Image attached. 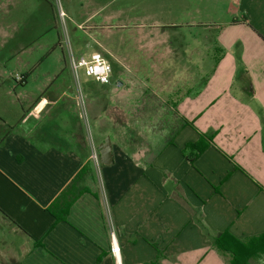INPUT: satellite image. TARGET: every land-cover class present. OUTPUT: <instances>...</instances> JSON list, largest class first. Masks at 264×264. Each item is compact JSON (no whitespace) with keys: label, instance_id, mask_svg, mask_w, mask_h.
I'll return each instance as SVG.
<instances>
[{"label":"crops","instance_id":"1","mask_svg":"<svg viewBox=\"0 0 264 264\" xmlns=\"http://www.w3.org/2000/svg\"><path fill=\"white\" fill-rule=\"evenodd\" d=\"M182 15L153 27L87 18L67 42L59 28L40 50L56 68L32 90L13 83L34 59L20 74L0 62V264H115L108 211L121 264H231L220 233L264 234V0H199ZM69 52L104 57L111 84H56L70 83Z\"/></svg>","mask_w":264,"mask_h":264},{"label":"rangeland","instance_id":"2","mask_svg":"<svg viewBox=\"0 0 264 264\" xmlns=\"http://www.w3.org/2000/svg\"><path fill=\"white\" fill-rule=\"evenodd\" d=\"M198 9L199 0H0V62L4 61L0 64L8 73L20 74L24 72L26 62L34 59L26 84L13 83L19 91L22 88L32 90L40 87L43 79L56 68V55L53 56L50 49H47L49 53L43 54L40 50L46 43L54 41L55 44L59 28L69 30L68 27H77L87 18L84 26L153 27L154 22L169 23L170 17L182 23L187 19L182 15L184 11ZM94 34L95 38L101 37L99 33ZM56 53L61 55L60 50ZM46 54L49 55L42 59ZM116 74L113 73L112 80ZM60 78L56 84L65 80V86L72 89L80 88L86 92L98 87L82 69L79 78L73 73L70 75V83L66 74Z\"/></svg>","mask_w":264,"mask_h":264},{"label":"built area","instance_id":"3","mask_svg":"<svg viewBox=\"0 0 264 264\" xmlns=\"http://www.w3.org/2000/svg\"><path fill=\"white\" fill-rule=\"evenodd\" d=\"M60 15L63 16V13L60 12ZM64 32V40L67 42V32L66 29H63ZM68 46V44H67ZM95 55V56H94ZM93 57L90 59H86L85 57H74L71 52H69V65L71 67V71L73 75L79 78V70L82 69L85 76L90 77L94 80L95 83L100 85H110L111 84V74H112V67L110 63L102 57L100 54H94ZM13 79L17 83L23 82V77L19 74H15ZM77 106L80 111V115L83 119L86 118V102L84 97L79 93L77 96ZM92 160L98 166V155L97 151L92 144ZM108 229L110 235V252L114 258L115 264H121L120 260V251L116 236V227L113 223L112 217L108 211Z\"/></svg>","mask_w":264,"mask_h":264},{"label":"trees","instance_id":"4","mask_svg":"<svg viewBox=\"0 0 264 264\" xmlns=\"http://www.w3.org/2000/svg\"><path fill=\"white\" fill-rule=\"evenodd\" d=\"M187 148H195L197 153L201 152L198 145H189ZM215 247L230 253L232 257L231 264H253L258 255L264 254V234L248 240H239L228 232H223L216 237Z\"/></svg>","mask_w":264,"mask_h":264},{"label":"water","instance_id":"5","mask_svg":"<svg viewBox=\"0 0 264 264\" xmlns=\"http://www.w3.org/2000/svg\"><path fill=\"white\" fill-rule=\"evenodd\" d=\"M100 162L103 165H108L112 161L110 139L107 137L103 143L99 145Z\"/></svg>","mask_w":264,"mask_h":264}]
</instances>
